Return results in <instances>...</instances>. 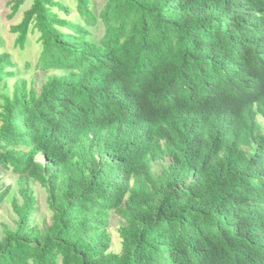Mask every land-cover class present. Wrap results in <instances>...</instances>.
<instances>
[{
	"label": "trees",
	"instance_id": "1",
	"mask_svg": "<svg viewBox=\"0 0 264 264\" xmlns=\"http://www.w3.org/2000/svg\"><path fill=\"white\" fill-rule=\"evenodd\" d=\"M93 5L33 0L10 27L21 50L37 32L39 90L0 51V169L20 196L0 264H264V0Z\"/></svg>",
	"mask_w": 264,
	"mask_h": 264
},
{
	"label": "rangeland",
	"instance_id": "2",
	"mask_svg": "<svg viewBox=\"0 0 264 264\" xmlns=\"http://www.w3.org/2000/svg\"><path fill=\"white\" fill-rule=\"evenodd\" d=\"M11 0H0V37L3 38V47L0 49L10 52L13 60L16 62V69L25 73V78L30 81L31 78H35L36 88L39 90L43 82L45 81V75L43 71L37 68L36 64L41 52V44L39 45L37 32L30 34L29 39L26 42V47L21 50L18 45L15 44L16 35L10 30V27L14 24L19 23L22 20L23 13L30 8L33 0H26L24 5L20 8L17 14L13 18H9L12 11L9 2ZM70 1L71 0H64ZM93 8L98 11L105 3L106 0H93ZM72 6L74 3L72 2ZM74 15V13H72ZM78 19V18H77ZM95 33V37L100 38L104 33V27L99 23L95 28L92 29ZM29 64L27 67L26 64ZM159 168V167H158ZM29 185L34 191L36 197L37 211L34 215V222L40 226L44 223H49L51 212L47 204V194L45 189L38 184L36 181H30ZM0 187H10V195L0 203V237L3 235V226L8 225L11 228L15 227V221L17 216L14 214L11 208V201L16 196H19V183L17 174L11 170L0 169ZM117 219L114 217L111 221V233H112V249L115 251L120 250V237L117 232Z\"/></svg>",
	"mask_w": 264,
	"mask_h": 264
}]
</instances>
